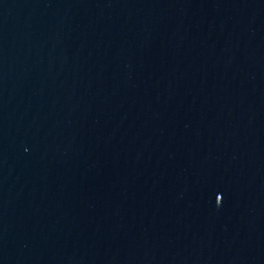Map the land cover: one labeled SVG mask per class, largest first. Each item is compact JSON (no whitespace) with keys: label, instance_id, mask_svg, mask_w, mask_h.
Masks as SVG:
<instances>
[{"label":"water","instance_id":"obj_1","mask_svg":"<svg viewBox=\"0 0 264 264\" xmlns=\"http://www.w3.org/2000/svg\"><path fill=\"white\" fill-rule=\"evenodd\" d=\"M0 264H264V0H0Z\"/></svg>","mask_w":264,"mask_h":264}]
</instances>
